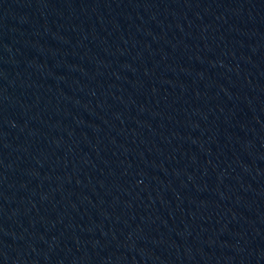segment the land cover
Listing matches in <instances>:
<instances>
[{
  "label": "water",
  "instance_id": "1",
  "mask_svg": "<svg viewBox=\"0 0 264 264\" xmlns=\"http://www.w3.org/2000/svg\"><path fill=\"white\" fill-rule=\"evenodd\" d=\"M263 54L264 0H0V264H41Z\"/></svg>",
  "mask_w": 264,
  "mask_h": 264
}]
</instances>
